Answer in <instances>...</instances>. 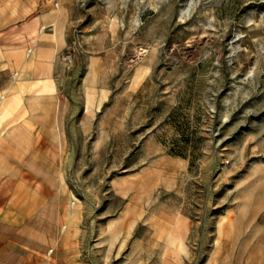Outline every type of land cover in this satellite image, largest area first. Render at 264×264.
<instances>
[{
	"label": "rangeland",
	"instance_id": "rangeland-1",
	"mask_svg": "<svg viewBox=\"0 0 264 264\" xmlns=\"http://www.w3.org/2000/svg\"><path fill=\"white\" fill-rule=\"evenodd\" d=\"M39 16L66 43L29 89L53 83L62 133L24 155L30 198L0 185V264H228L226 217L264 171V0H0V59ZM245 255L264 264V229Z\"/></svg>",
	"mask_w": 264,
	"mask_h": 264
},
{
	"label": "crops",
	"instance_id": "crops-1",
	"mask_svg": "<svg viewBox=\"0 0 264 264\" xmlns=\"http://www.w3.org/2000/svg\"><path fill=\"white\" fill-rule=\"evenodd\" d=\"M37 19L39 23L42 21L48 23L42 25L45 28L39 33L34 48L29 52L24 48L6 49L0 59V74H6L15 79H10L8 83L0 86V185L4 182L14 184L19 189L15 188L14 192L19 194L27 184L23 170L35 169L43 165L41 161L34 162V157L27 160L24 155L32 153L37 155L36 152L41 147L44 148L43 142L46 137L54 138L62 133L58 124L60 109L55 92L56 87L52 91L53 83L45 81L38 88L39 90L37 89L38 91H31L29 87L33 84L28 79V73L37 72L36 67L50 61L47 55L49 53L54 55L51 59L54 62L59 52L65 47L66 40L63 32H60L62 39L55 36L54 17L39 16ZM33 24L35 23L31 25ZM31 65H35V68L29 70ZM47 142L48 145L53 144L50 141ZM53 145L58 149L55 144ZM29 183L33 182L30 180ZM1 193H3L2 188H0ZM3 198L0 195V203H3ZM13 204L19 205L12 206L17 214L19 209L25 208V203L22 205L20 198L18 202L13 200ZM19 213V220L24 217V214L27 215L24 212V214ZM0 232L6 233V230L1 229V224ZM0 241H3V237Z\"/></svg>",
	"mask_w": 264,
	"mask_h": 264
},
{
	"label": "bare ground",
	"instance_id": "bare-ground-1",
	"mask_svg": "<svg viewBox=\"0 0 264 264\" xmlns=\"http://www.w3.org/2000/svg\"><path fill=\"white\" fill-rule=\"evenodd\" d=\"M44 28H45V26L42 27V29H44ZM53 28H54L55 33H57L59 31V29L57 27H53ZM39 31H38V33H39ZM38 37H39V35H38ZM32 48H34V47H32ZM44 129H46V128H44ZM39 139H41V138H39ZM262 172H264L263 169H257L253 172L251 179L242 181V184H240L241 187H239V192H238V196H237V199L239 201V206L236 208V211L234 213H231L228 218L226 217V219L228 221L227 225L225 226V224L223 223L225 226V233L227 235L230 234L232 239L234 238V244H238V245L241 244V245H239L241 247L239 250V253H236L235 251L233 252V254L231 253V255H230L231 257H229V262H227L228 264H234L232 256H235L236 264H242V259L246 256L245 251L248 249V247L251 244H253L254 239L256 237H258V235L264 229L262 227V225L259 224V221H258L259 220L258 215L260 214L261 210L264 208V189L261 190L260 185H259L260 184L259 179L261 178ZM26 173L27 172H25V174ZM254 178H255V180L253 181ZM33 182H35V181H33ZM16 188L18 189V187H16ZM21 193H23V191H21ZM24 195H27V194H24ZM15 196H16V194H15ZM29 196H31V195H29ZM29 196H28V198H30ZM18 198H19V195L17 196V199ZM29 200H27V201H29ZM14 201H16V200H14ZM27 201L25 202L26 204H27ZM16 206H18V205H15L14 207H16ZM73 206H74V204H73ZM13 211H14V209H13ZM223 220H224V218H223ZM64 227L68 228V224H66ZM222 238H224V237H222ZM171 240L176 245V248L178 251H180V252H187L188 251V245L185 242L184 238H182L181 236L173 235ZM254 255H255V253H254ZM253 257H255V256H253ZM258 264H260V263H258Z\"/></svg>",
	"mask_w": 264,
	"mask_h": 264
}]
</instances>
